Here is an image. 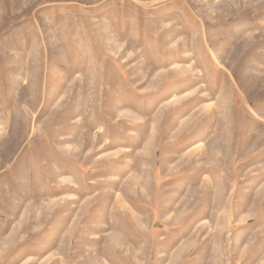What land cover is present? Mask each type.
I'll return each instance as SVG.
<instances>
[{
  "label": "rangeland",
  "instance_id": "1",
  "mask_svg": "<svg viewBox=\"0 0 264 264\" xmlns=\"http://www.w3.org/2000/svg\"><path fill=\"white\" fill-rule=\"evenodd\" d=\"M0 264H264V0H0Z\"/></svg>",
  "mask_w": 264,
  "mask_h": 264
}]
</instances>
